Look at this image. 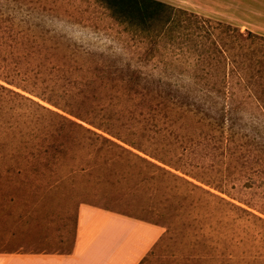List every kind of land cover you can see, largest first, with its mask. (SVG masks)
Masks as SVG:
<instances>
[{
	"label": "rangeland",
	"instance_id": "obj_1",
	"mask_svg": "<svg viewBox=\"0 0 264 264\" xmlns=\"http://www.w3.org/2000/svg\"><path fill=\"white\" fill-rule=\"evenodd\" d=\"M0 9L30 39L0 55L13 83L0 84L17 93L0 89V252H71L88 205L163 229L141 264H264V225L240 210L264 218V113L228 99L234 80L218 73L264 53V36L184 16L174 40L143 49L98 0ZM163 70L187 92L163 90ZM208 83L227 97L201 101ZM228 111L234 125L218 128Z\"/></svg>",
	"mask_w": 264,
	"mask_h": 264
},
{
	"label": "crops",
	"instance_id": "obj_2",
	"mask_svg": "<svg viewBox=\"0 0 264 264\" xmlns=\"http://www.w3.org/2000/svg\"><path fill=\"white\" fill-rule=\"evenodd\" d=\"M264 36V0H159ZM163 235L160 226L82 206L71 252H0V264H141Z\"/></svg>",
	"mask_w": 264,
	"mask_h": 264
},
{
	"label": "trees",
	"instance_id": "obj_3",
	"mask_svg": "<svg viewBox=\"0 0 264 264\" xmlns=\"http://www.w3.org/2000/svg\"><path fill=\"white\" fill-rule=\"evenodd\" d=\"M109 12L111 18L120 26L124 27L127 35L132 39H135L138 44L147 48L149 46H155L158 49L164 47L167 39L169 37L171 39H175V37L170 36V32L173 27L185 28L183 26L184 16H191L197 19H201L195 13H191L187 10L175 8L165 2L159 0H98ZM1 11V9H0ZM203 18V17H202ZM39 26V25H37ZM40 27V26H39ZM17 29V28H16ZM230 32H238V28L228 29ZM15 33V28L13 23H8V21L0 20V55H2L4 50L8 48H24L25 50L28 48L30 39L26 38L23 32H16V35H12ZM253 33L248 32V36L250 37ZM236 42L239 44V48H242L243 45H240L241 41H248L249 38H243L241 34L234 35ZM261 39V38H260ZM240 40V41H238ZM36 44V48H40L37 44V41H32ZM30 48V47H29ZM20 52V51H19ZM18 52V53H19ZM11 54V52H9ZM16 53V54H18ZM25 53V52H24ZM21 53L19 57L23 58V54ZM5 55L8 53H4ZM16 56V55H15ZM159 56H162L160 53ZM240 57L242 61L245 63L243 67L239 68H228L222 72H218L222 74L228 80L230 77L234 80V86H231L228 99H233V101H238L239 99H244L248 101L258 102L260 106L258 108L264 113V99L262 95L264 94V84L260 82L261 79L264 78V53L263 51L256 50L254 53L241 51ZM6 58V57H5ZM138 73V72H134ZM139 74V73H138ZM164 77H160L158 80L160 86L165 91L175 90L177 93L187 92L186 88L191 84H183L180 88L179 86H174L170 79L169 72L167 70H163L162 74ZM184 78L187 75L184 73L181 74ZM195 76H199L198 73ZM215 74L211 71H205L202 73L201 77L203 79H211ZM2 75H0V78ZM141 77V75H140ZM6 82V77H2ZM9 84H13L8 82ZM206 89L204 90L203 99H206L205 96H212L213 98L220 99L221 97H227V93H223L221 88L216 87L218 85L206 84ZM0 89L2 92L6 93H15L14 91L8 89L6 86L0 84ZM189 91H192L189 89ZM207 101V100H206ZM217 103H209L207 108L204 107L207 111H212L216 108ZM169 106L165 103L163 104L162 110H167ZM232 111H228L226 114H223L219 125H216L218 128L223 129V124L226 119L232 121V125H234V121L232 119ZM214 120V119H212ZM214 121L206 122V125L213 126ZM79 128H83L80 125H77ZM218 129V130H220ZM89 131V130H88ZM226 139V137H225ZM228 141V139L226 140ZM235 206V205H234ZM242 212L246 213L250 217L254 218L255 221L259 224L264 225V218L260 216H256L251 214L249 211L241 209Z\"/></svg>",
	"mask_w": 264,
	"mask_h": 264
}]
</instances>
